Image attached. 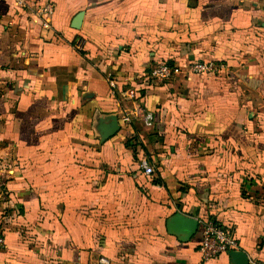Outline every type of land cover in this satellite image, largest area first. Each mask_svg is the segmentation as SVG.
Segmentation results:
<instances>
[{
	"label": "crops",
	"instance_id": "1",
	"mask_svg": "<svg viewBox=\"0 0 264 264\" xmlns=\"http://www.w3.org/2000/svg\"><path fill=\"white\" fill-rule=\"evenodd\" d=\"M30 1L47 27L0 0V264H234L175 212L264 261V0ZM191 60L223 70L148 77ZM126 88L150 122L122 120Z\"/></svg>",
	"mask_w": 264,
	"mask_h": 264
},
{
	"label": "built area",
	"instance_id": "2",
	"mask_svg": "<svg viewBox=\"0 0 264 264\" xmlns=\"http://www.w3.org/2000/svg\"><path fill=\"white\" fill-rule=\"evenodd\" d=\"M12 1L22 8L30 7V11L35 17L41 20L42 25L44 27L48 26L52 16V6L49 3H30V0ZM222 70L223 65L214 60L187 61L183 68L165 61H157L150 67L148 77L151 82L157 84L171 79L174 75L181 71H184L185 74L206 75L221 72ZM106 81L112 90V93H115V88L117 85L116 77L112 73L108 72L106 74ZM117 94L121 101L130 100L133 103L132 109L125 110V113L122 115V120L124 122L129 123L133 117L141 118L145 122H150L152 115L148 112H145L141 106L137 104L138 98L136 91L133 88L121 89ZM140 166L142 167L145 174L152 175L154 173V166L148 160L141 159ZM198 224L200 227L201 239L197 246L201 261L206 262L222 253H227L236 249V238L231 233L227 232L222 224L216 223L210 219H200ZM3 242V239L0 237V244ZM96 264H110V260L107 257L100 255ZM248 264H264V261L252 259L248 260Z\"/></svg>",
	"mask_w": 264,
	"mask_h": 264
},
{
	"label": "water",
	"instance_id": "3",
	"mask_svg": "<svg viewBox=\"0 0 264 264\" xmlns=\"http://www.w3.org/2000/svg\"><path fill=\"white\" fill-rule=\"evenodd\" d=\"M113 130H115V127ZM167 227L169 231L175 234H183L186 237H190L198 227V219L175 212L168 218ZM227 254L234 264H248L246 253L241 250H232L227 252Z\"/></svg>",
	"mask_w": 264,
	"mask_h": 264
}]
</instances>
